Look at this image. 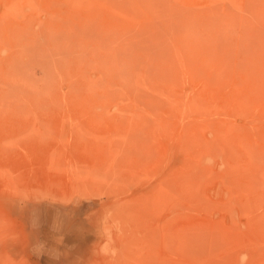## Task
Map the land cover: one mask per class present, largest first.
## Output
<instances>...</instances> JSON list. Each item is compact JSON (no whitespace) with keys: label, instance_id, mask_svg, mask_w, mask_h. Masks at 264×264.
Returning a JSON list of instances; mask_svg holds the SVG:
<instances>
[{"label":"rangeland","instance_id":"1","mask_svg":"<svg viewBox=\"0 0 264 264\" xmlns=\"http://www.w3.org/2000/svg\"><path fill=\"white\" fill-rule=\"evenodd\" d=\"M0 264H264V0H0Z\"/></svg>","mask_w":264,"mask_h":264},{"label":"clouds","instance_id":"2","mask_svg":"<svg viewBox=\"0 0 264 264\" xmlns=\"http://www.w3.org/2000/svg\"><path fill=\"white\" fill-rule=\"evenodd\" d=\"M242 259H246V257H242Z\"/></svg>","mask_w":264,"mask_h":264}]
</instances>
